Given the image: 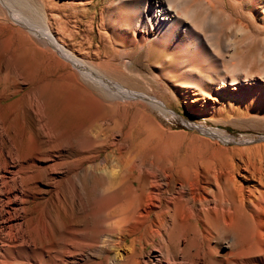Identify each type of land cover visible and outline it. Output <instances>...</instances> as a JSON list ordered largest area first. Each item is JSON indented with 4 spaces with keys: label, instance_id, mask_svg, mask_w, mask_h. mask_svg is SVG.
<instances>
[{
    "label": "bare ground",
    "instance_id": "6f19581e",
    "mask_svg": "<svg viewBox=\"0 0 264 264\" xmlns=\"http://www.w3.org/2000/svg\"><path fill=\"white\" fill-rule=\"evenodd\" d=\"M57 1L0 0V54L8 57L0 82L12 84L0 89V264H264L263 168H255L259 184L247 193L232 170L194 167L135 142L139 124L114 114L125 105L113 97H147L58 39L50 18L59 16L48 13ZM165 1L130 7L123 0L128 26L147 33L139 27L144 5L155 17L148 31L165 33ZM34 48L69 65L59 79L81 76L99 86L100 94L80 101L84 139L77 140V120L63 125L66 110L77 112L74 98H58L73 91L71 81H37ZM219 235L229 239L227 250L215 243Z\"/></svg>",
    "mask_w": 264,
    "mask_h": 264
},
{
    "label": "rangeland",
    "instance_id": "374dc122",
    "mask_svg": "<svg viewBox=\"0 0 264 264\" xmlns=\"http://www.w3.org/2000/svg\"><path fill=\"white\" fill-rule=\"evenodd\" d=\"M127 1L130 7H140L139 0ZM163 5L171 7L165 33L156 26L148 31L155 17L144 5L139 27L147 33L128 26L129 8L123 0H58L48 13L59 16L50 23L65 46L147 97H113L125 105L114 114L140 126L135 142L194 167L232 170L248 193L259 184L255 168L264 170V0H166ZM3 31L0 26V36ZM30 57L37 81H71L73 91H63L58 98H74L77 112L66 110L63 125L77 120V140L84 139L88 116L80 101L100 94L99 86L81 76L59 79L70 67L52 50L41 55L34 48ZM7 61L2 52L0 66ZM108 61L119 69L105 65ZM8 82H0V89L12 85ZM73 212L77 215V209ZM228 241L219 235L215 243L224 251Z\"/></svg>",
    "mask_w": 264,
    "mask_h": 264
}]
</instances>
